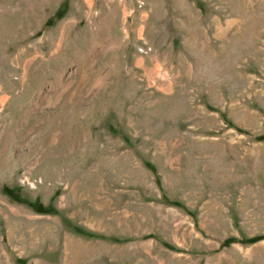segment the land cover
Segmentation results:
<instances>
[{
    "label": "rangeland",
    "instance_id": "374dc122",
    "mask_svg": "<svg viewBox=\"0 0 264 264\" xmlns=\"http://www.w3.org/2000/svg\"><path fill=\"white\" fill-rule=\"evenodd\" d=\"M0 264H264V0H0Z\"/></svg>",
    "mask_w": 264,
    "mask_h": 264
},
{
    "label": "bare ground",
    "instance_id": "6f19581e",
    "mask_svg": "<svg viewBox=\"0 0 264 264\" xmlns=\"http://www.w3.org/2000/svg\"><path fill=\"white\" fill-rule=\"evenodd\" d=\"M73 246V245H72Z\"/></svg>",
    "mask_w": 264,
    "mask_h": 264
}]
</instances>
